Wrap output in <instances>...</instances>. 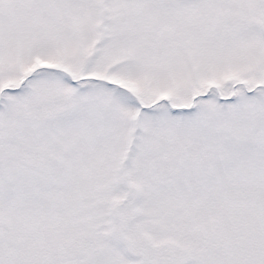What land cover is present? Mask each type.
I'll use <instances>...</instances> for the list:
<instances>
[{
  "label": "snow or ice",
  "instance_id": "1",
  "mask_svg": "<svg viewBox=\"0 0 264 264\" xmlns=\"http://www.w3.org/2000/svg\"><path fill=\"white\" fill-rule=\"evenodd\" d=\"M0 264H264V0H0Z\"/></svg>",
  "mask_w": 264,
  "mask_h": 264
}]
</instances>
